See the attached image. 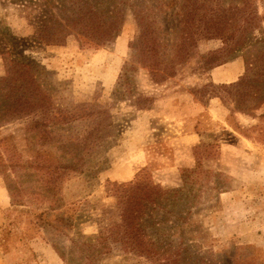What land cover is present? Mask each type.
Wrapping results in <instances>:
<instances>
[{
  "label": "rangeland",
  "instance_id": "1",
  "mask_svg": "<svg viewBox=\"0 0 264 264\" xmlns=\"http://www.w3.org/2000/svg\"><path fill=\"white\" fill-rule=\"evenodd\" d=\"M210 3L239 22L235 38L201 41L172 77L155 83L132 59L131 15L97 48L72 35L43 46L38 18L42 10L57 17L55 7L0 0L2 26L33 47L25 51L34 61L33 101L41 105L40 91L46 95L44 114L37 106L27 115L17 100L35 87L30 77L18 81L11 57L0 54V264H89L82 244L98 249L86 239L119 222L110 183L140 175L181 190L167 212L152 214L159 240L210 264H232L237 255L264 264V0ZM182 10L157 15L168 47L181 18L173 13ZM249 13L255 18L242 24ZM56 201L64 206L50 210ZM108 244L93 264H145Z\"/></svg>",
  "mask_w": 264,
  "mask_h": 264
},
{
  "label": "trees",
  "instance_id": "2",
  "mask_svg": "<svg viewBox=\"0 0 264 264\" xmlns=\"http://www.w3.org/2000/svg\"><path fill=\"white\" fill-rule=\"evenodd\" d=\"M42 6H52L57 10V17L42 10L38 18L39 45H63L66 38L72 35L80 45L97 48L100 44L116 37L125 22L126 16H132L138 34L130 42L132 59L142 68L147 69L153 82L160 83L175 74V67L186 61L189 51L197 47L201 41L219 39L231 41L235 33L240 30L239 22L229 13L228 17L219 16L215 5L210 0H202L201 3L185 0L177 5V0H39ZM184 9L174 15L181 16L178 20L179 29L168 47L167 33H161L158 26L157 15L166 14L168 9ZM249 18H242V24H249L254 14L249 13ZM232 19H234L233 25ZM168 20V19H164ZM49 34L47 29H51ZM232 27L233 31L230 32ZM34 41V40H33ZM32 45L24 38L15 42V37L9 32L8 27L2 26L0 21V54L9 55L15 72L18 73V81L24 82L25 76L30 77V85L33 90L25 87L21 92V98L17 104L23 103V109L34 110L37 106L40 112L45 109L46 95L39 99L42 103L36 104L33 97L36 96L38 87L33 78V65L29 55L25 51H32ZM170 51V53L168 52ZM18 85L15 92H19ZM30 90V91H29ZM65 120V119H64ZM61 120V123H64ZM114 190L111 196L116 200L119 213V222L108 228L100 229L97 236L87 238L86 241H97L98 249L90 244H82L87 251H82V259L93 264L94 258L99 254L108 252V243H118L125 255H131L142 259L145 264H210L211 260L200 258L199 255H189L188 248L181 243L173 245L166 239L159 240L161 231L156 228L157 219L152 214L157 211H166L169 203L181 190L169 192L160 185L154 184L149 177L138 176L135 181L122 184L110 183ZM171 205V204H170ZM64 205L56 201L50 210L59 209ZM175 207V205H172ZM167 212V211H166ZM169 211L168 213H171ZM176 215V214H174ZM40 216L45 217V213ZM64 223L63 216L56 219ZM68 221V220H66ZM155 222V223H154ZM74 228L75 225H63ZM55 228V227H54ZM61 232L64 230L56 226ZM150 230L156 231L154 235ZM179 225L176 233H180ZM154 236V238L152 237ZM211 253V252H210ZM238 256V255H237ZM231 259L232 264H248L247 259ZM64 259V256H60ZM81 259V260H82Z\"/></svg>",
  "mask_w": 264,
  "mask_h": 264
}]
</instances>
